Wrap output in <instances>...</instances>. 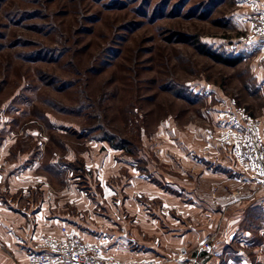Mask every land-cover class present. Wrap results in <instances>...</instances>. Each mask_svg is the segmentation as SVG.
Returning a JSON list of instances; mask_svg holds the SVG:
<instances>
[{
  "label": "rangeland",
  "instance_id": "rangeland-1",
  "mask_svg": "<svg viewBox=\"0 0 264 264\" xmlns=\"http://www.w3.org/2000/svg\"><path fill=\"white\" fill-rule=\"evenodd\" d=\"M263 3L258 10L252 0H0V132L45 137L42 168L53 184L66 182L90 198L102 188L80 155L102 143L118 150L117 160L127 154L148 182L150 233L162 215L171 223L194 204V214H203L199 200L211 212L227 209L210 200L201 166L183 156L172 162L171 151L197 152L190 158L202 161L206 140L223 145L217 138L226 111L260 122L264 93L252 69L264 65V36H254L252 26ZM207 48L241 61L219 62ZM129 177L123 168L110 178L117 194ZM172 194L185 203L173 207ZM68 211L74 218L76 208ZM243 225L260 247L248 256L264 264L263 210L248 208ZM151 249L129 260L106 254L159 259Z\"/></svg>",
  "mask_w": 264,
  "mask_h": 264
},
{
  "label": "crops",
  "instance_id": "crops-1",
  "mask_svg": "<svg viewBox=\"0 0 264 264\" xmlns=\"http://www.w3.org/2000/svg\"><path fill=\"white\" fill-rule=\"evenodd\" d=\"M252 1L262 3V0ZM259 42L258 46L262 44ZM254 64L252 73L258 77L259 92L264 93V65ZM258 114L264 139V105ZM37 136L29 131L0 132V264H29L30 254L40 251L49 236H60L64 225L75 228L91 242L107 239L109 246L104 248L105 253L127 260L141 256L142 247L149 245L152 252L159 255L157 258L165 261L162 264H177L170 259L182 248L194 251L206 235L215 234L212 251L199 256L198 262L187 264L254 263L247 251L250 247L258 251L260 247L252 241L254 231L248 230L243 222L248 208H260L264 212V189L249 173L235 165L229 146L207 138L206 144H209L204 149L202 161L190 158L192 155L198 157L197 152L188 156L179 147L172 149L170 159L181 161L180 156H183L188 162L199 164L203 169V181L214 189L210 200L217 205H229L228 208L211 212L207 202L199 200L195 203L202 204L198 212L203 214H194L197 210L194 204L184 208L182 213L179 211L171 223L162 215L157 219L162 223L150 233L148 182L141 171L135 169L131 157L124 154L123 159L117 160L118 150L104 143L98 147L94 143L96 148L83 152L80 156L88 169L95 172L102 188V193L90 198L80 188L69 187L66 182L60 187L53 184L50 174L42 168L41 157L46 151L47 140ZM123 168L128 169L130 177L123 186L124 194L120 195L110 178ZM181 197L172 194L168 200L175 207L185 203ZM160 198L167 204L164 195ZM70 207L77 210L74 218L69 216ZM149 233L157 235V240L149 241Z\"/></svg>",
  "mask_w": 264,
  "mask_h": 264
},
{
  "label": "built area",
  "instance_id": "built-area-1",
  "mask_svg": "<svg viewBox=\"0 0 264 264\" xmlns=\"http://www.w3.org/2000/svg\"><path fill=\"white\" fill-rule=\"evenodd\" d=\"M254 8L261 9L256 3ZM263 9L252 26L254 36H264ZM224 115L228 125L217 139L223 145L230 147L236 166L249 173L250 177L264 189V139L260 122L243 110L226 111ZM215 240V234H208L194 251L182 248L170 260L177 264L198 262L199 256L212 251ZM105 244L104 241L85 240L75 228L64 225L61 227L60 236H49L40 251L30 254L29 264H162L165 262L162 258L126 262L107 255L104 251Z\"/></svg>",
  "mask_w": 264,
  "mask_h": 264
},
{
  "label": "trees",
  "instance_id": "trees-1",
  "mask_svg": "<svg viewBox=\"0 0 264 264\" xmlns=\"http://www.w3.org/2000/svg\"><path fill=\"white\" fill-rule=\"evenodd\" d=\"M203 52L210 55L215 60L222 62V63L229 64V65H236L241 61L240 56L232 57V56L223 54V52L220 53L217 50H212V49L207 48V49H204ZM119 147L126 149V145L124 144H121Z\"/></svg>",
  "mask_w": 264,
  "mask_h": 264
}]
</instances>
